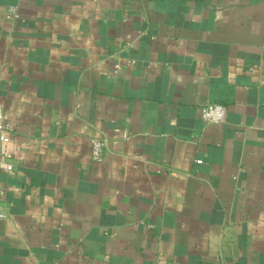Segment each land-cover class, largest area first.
Returning a JSON list of instances; mask_svg holds the SVG:
<instances>
[{
    "label": "crops",
    "instance_id": "0c3cea01",
    "mask_svg": "<svg viewBox=\"0 0 264 264\" xmlns=\"http://www.w3.org/2000/svg\"><path fill=\"white\" fill-rule=\"evenodd\" d=\"M0 107V264H264V0H0Z\"/></svg>",
    "mask_w": 264,
    "mask_h": 264
},
{
    "label": "built area",
    "instance_id": "2783aa9c",
    "mask_svg": "<svg viewBox=\"0 0 264 264\" xmlns=\"http://www.w3.org/2000/svg\"><path fill=\"white\" fill-rule=\"evenodd\" d=\"M119 67L115 73H117ZM225 108L220 104H208L207 106L201 109L202 119L205 123L209 125H221L225 121ZM10 133H11V126L7 123L5 119L4 110L0 107V144L6 145L10 142ZM103 152H104V143L101 141H93L92 142V153L93 159L95 162H101L103 160ZM4 157L10 159V155L7 153H3ZM12 166H7L8 171H12Z\"/></svg>",
    "mask_w": 264,
    "mask_h": 264
}]
</instances>
